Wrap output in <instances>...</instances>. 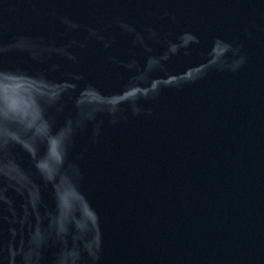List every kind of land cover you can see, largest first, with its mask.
Returning <instances> with one entry per match:
<instances>
[{
    "label": "water",
    "instance_id": "water-1",
    "mask_svg": "<svg viewBox=\"0 0 264 264\" xmlns=\"http://www.w3.org/2000/svg\"><path fill=\"white\" fill-rule=\"evenodd\" d=\"M0 264H264V0H0Z\"/></svg>",
    "mask_w": 264,
    "mask_h": 264
}]
</instances>
